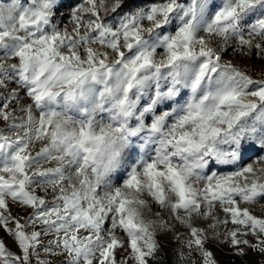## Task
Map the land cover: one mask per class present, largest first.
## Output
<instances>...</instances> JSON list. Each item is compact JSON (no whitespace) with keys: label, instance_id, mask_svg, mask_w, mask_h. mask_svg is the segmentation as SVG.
Returning a JSON list of instances; mask_svg holds the SVG:
<instances>
[{"label":"snow or ice","instance_id":"6c2138e0","mask_svg":"<svg viewBox=\"0 0 264 264\" xmlns=\"http://www.w3.org/2000/svg\"><path fill=\"white\" fill-rule=\"evenodd\" d=\"M229 48L264 58V0H0V264L264 255V78Z\"/></svg>","mask_w":264,"mask_h":264},{"label":"rangeland","instance_id":"374dc122","mask_svg":"<svg viewBox=\"0 0 264 264\" xmlns=\"http://www.w3.org/2000/svg\"><path fill=\"white\" fill-rule=\"evenodd\" d=\"M61 12L64 14L65 19L63 24H67V12L64 9H61ZM59 15V14H58ZM71 27V25H69ZM225 60L231 59L234 64H236L242 71H245L247 74L252 76L254 79L264 78V58L258 56L256 51L253 50L250 55H240L234 54L232 49L229 48L227 54L224 57ZM11 87H15V85H11ZM20 104H13L14 108L19 109L20 105L27 104L29 101L25 97L24 92H20ZM21 113L18 112V115ZM3 121H0V127H3ZM39 145H35L33 147V151L38 150ZM48 166V165H46ZM221 171H228L231 169L221 168ZM43 195V193H40ZM241 207H247L252 212V214L256 215L257 217H264V199L259 200L258 203L255 204H241ZM10 208L13 216L23 217L27 216L30 212L29 209L21 208L15 204L10 202ZM156 211H160L158 206L153 205L151 212H147L146 215L149 217L154 218V213ZM220 219H224V214L222 212L217 213ZM165 217L167 218V212L164 213ZM207 221H200L198 222L199 226L206 227ZM233 226L228 224L227 226H221L219 231L223 233L226 229H231ZM181 233H185V230L181 227L178 229ZM47 239H51V237H47L45 239V243ZM160 244H161V251H160V259L159 264H175L176 262V252L179 248V243L174 239V233H165L161 234L158 237ZM250 242H254V238L249 236L247 237ZM8 246L13 250L16 251L14 244L11 240H8ZM207 247L214 253L215 259L219 262V264H264V255L260 254L259 252H253L251 250L248 251L247 255L244 257L235 256L232 254V249L229 248L228 244L226 243H219L216 240H211L208 242ZM122 253L117 254V258L120 259ZM62 257L56 258V261L62 260ZM55 264V262H54ZM153 264H157V262H153Z\"/></svg>","mask_w":264,"mask_h":264}]
</instances>
